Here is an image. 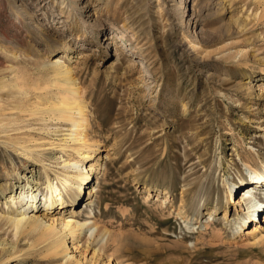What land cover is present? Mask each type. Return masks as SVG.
I'll list each match as a JSON object with an SVG mask.
<instances>
[{"label": "rangeland", "instance_id": "1", "mask_svg": "<svg viewBox=\"0 0 264 264\" xmlns=\"http://www.w3.org/2000/svg\"><path fill=\"white\" fill-rule=\"evenodd\" d=\"M263 7L264 0H0V214L17 213L6 200L23 176L46 193L42 164L61 191L74 186L61 182L64 171L74 173L63 160L80 158L61 149L73 143L70 126L50 105L55 89L35 88L61 54L82 88L85 134L99 144L83 167L100 164L89 182L97 179L99 191L87 199L85 186L76 206L84 221L91 202L99 233L86 229L74 247L66 237L72 261L47 256L44 244L29 247L20 234L14 251H0V264H264V238L243 233L253 223L264 229L262 212L242 232L234 222L241 207L228 195L236 200L239 178L255 177L248 166L264 163ZM263 196L257 190L256 199ZM64 208L51 217L69 216ZM4 223L0 239L15 241Z\"/></svg>", "mask_w": 264, "mask_h": 264}, {"label": "bare ground", "instance_id": "2", "mask_svg": "<svg viewBox=\"0 0 264 264\" xmlns=\"http://www.w3.org/2000/svg\"><path fill=\"white\" fill-rule=\"evenodd\" d=\"M60 12L63 13V10ZM261 16L264 17V7L261 11ZM61 55L62 56H57L52 62V70L50 71L48 78L46 77L47 79L45 78L46 80L41 82V84L44 83L45 85H35V88L55 89L56 101L50 103V105L56 108L55 111L57 112V119L70 126L68 129L70 131L68 133V143L70 141L73 143L66 144L62 146L61 149L64 153L69 150L74 151L80 158H70L69 160H63V168L73 169L74 171L71 172L74 173L69 174L67 171H64L65 175L61 179V182L67 184L72 179L74 186L70 188L69 191H61L58 188L57 182L52 181L49 174L46 172L44 164H42L41 169V172H43L44 178L47 182L44 186V190L46 191L44 195L40 194L39 186H35V184L40 185L36 178H34L32 175L23 176L26 177V182L19 188L17 196L15 193L10 194L7 196L6 200V210H8L10 207L16 206L17 213H13L14 216L0 214V217L2 216L1 219H3H0V221H4V224H7L11 231H14L13 237L15 239V241L10 242L0 239V251L3 254H9V252L14 251L15 245L17 243V236L20 234H25L28 241H30L29 247L44 244L47 251V256L63 255L65 257L67 256L68 248H70L68 247V242L65 241L67 236L71 240L69 242L73 244L72 247H74L75 239H77L81 233L83 234L86 229H89V231L92 230L91 234H97L98 232L94 222L91 220L95 217L91 202H88V204H85L84 206V208L87 210L85 212L86 215L84 221H79L76 219V216L80 213V210H78L76 206L80 198L83 197V195L81 196V192H84L85 186L88 188L87 194L89 197L87 199L95 196L99 191L97 179L95 181L96 185L93 184L89 186V182L91 181L90 175L98 168V166H100V164L98 162L97 164H89L88 169L86 170L85 166L83 167L84 161H88L89 159L95 157L94 153H98L99 144L98 142H90L85 134L87 117L85 114L86 105L82 96V88L79 86L77 79L74 76L73 68L66 64V62L63 60V54ZM246 165H248L247 162ZM248 167L249 169L254 170L253 172L255 177L250 178L251 176H247L244 179L239 178V185H237V189L234 190L235 193L238 192V197H236V200L235 198L232 200L231 193H228L230 197V203L235 202V204H239L241 207L238 211L240 212V215H237V218L234 219V222L239 226V230L242 232L243 229L241 228L243 224H245L247 221L255 222V219H250V217L254 216L256 212H262V220L264 222V199L259 201V198L256 199L255 197L257 190H260L264 193V163L261 167ZM148 190H150V185ZM159 193L164 194L166 199L168 198L166 192L160 191ZM41 195L42 197L40 199L39 197ZM208 200L211 199L208 198ZM181 202H183V200H181ZM19 203L20 205L17 206ZM205 204L206 203H198L195 205V208H199V206L201 207V205ZM243 205H246V208ZM43 206L44 209H41ZM64 207H68L70 210L69 216L61 218L59 222L51 217V212H53V210L60 212L63 211V209H66ZM243 209H246L247 217L241 215V211ZM40 211H43V213L41 214ZM181 213L182 208L179 207L178 214ZM239 218L242 220V222L238 220ZM260 227L261 226L253 223L250 227H245L243 233L246 234V238L248 239L263 240L264 229L261 230ZM107 233V230L103 229L100 235L103 237ZM67 257V261L69 260V262H71L73 255H69ZM78 262H80L79 259H77V263Z\"/></svg>", "mask_w": 264, "mask_h": 264}]
</instances>
